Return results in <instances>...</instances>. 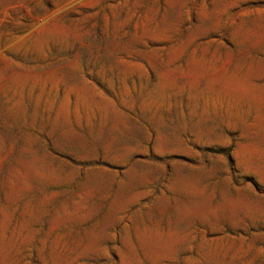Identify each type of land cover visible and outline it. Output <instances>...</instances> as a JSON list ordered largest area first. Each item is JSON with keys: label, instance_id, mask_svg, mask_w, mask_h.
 Here are the masks:
<instances>
[{"label": "rangeland", "instance_id": "obj_1", "mask_svg": "<svg viewBox=\"0 0 264 264\" xmlns=\"http://www.w3.org/2000/svg\"><path fill=\"white\" fill-rule=\"evenodd\" d=\"M0 264H264V0H0Z\"/></svg>", "mask_w": 264, "mask_h": 264}]
</instances>
